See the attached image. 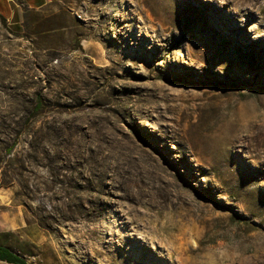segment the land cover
Returning <instances> with one entry per match:
<instances>
[{"label":"rangeland","instance_id":"1","mask_svg":"<svg viewBox=\"0 0 264 264\" xmlns=\"http://www.w3.org/2000/svg\"><path fill=\"white\" fill-rule=\"evenodd\" d=\"M244 3L10 18L0 0V245L28 264H264V14Z\"/></svg>","mask_w":264,"mask_h":264},{"label":"bare ground","instance_id":"2","mask_svg":"<svg viewBox=\"0 0 264 264\" xmlns=\"http://www.w3.org/2000/svg\"><path fill=\"white\" fill-rule=\"evenodd\" d=\"M242 1H244L245 3L243 4V6L245 7V8H251L252 10L253 9H259V10H261L260 11V13H262V14H264V10H263V8L261 7V6H259V3H260V0H242ZM203 46L205 47V48H207L208 50H209V52L210 53H213V54H215V53H217V49H216V45H214V43H212L208 38H206L205 39V43H203ZM76 83V82H75ZM91 83V82H90ZM84 84V83H83ZM91 85V84H90ZM86 86H87V84H86ZM103 86V85H102ZM85 88H87V87H85ZM109 88V89H108ZM111 86H109V87H100V88H98L94 83L89 87V94H91V99H92V102H91V104H94V105H97V104H104L105 103V100H107V94L110 92L111 93V89L113 88H111ZM87 91V90H86ZM115 91V90H114ZM130 92V91H129ZM115 93V92H114ZM81 94V93H80ZM83 94V93H82ZM81 94V95H82ZM80 95V96H81ZM85 95V94H84ZM109 95V94H108ZM86 97H88V96H86ZM117 97V96H116ZM89 98V99H90ZM88 99V98H87ZM116 100V99H115ZM119 100V99H118ZM90 101V100H89ZM110 101V100H109ZM138 100H136L135 102H137ZM112 102V101H111ZM111 102H109V104L111 103ZM115 102V101H114ZM123 102V101H122ZM125 102V101H124ZM108 105V104H107ZM118 105H119V107H120V105L121 104H119V102H118ZM117 105V106H118ZM121 106H123V105H121ZM98 107V106H97ZM102 107V106H101ZM103 107H105V106H103ZM102 107V108H103ZM107 107V106H106ZM110 107V106H109ZM118 108V107H117ZM104 109H108V108H104ZM119 109V108H118ZM103 110V109H102ZM109 110V109H108ZM113 110V109H112ZM117 110V109H116ZM110 111V110H109ZM119 111V110H118ZM234 139V138H233ZM230 140V139H229ZM235 140H237V138L235 139ZM242 140V139H241ZM240 140V141H241ZM232 141V140H231ZM230 141V142H231ZM239 141V143H243V142H240ZM243 141V140H242ZM235 142V141H234ZM236 143V142H235ZM238 143V142H237ZM255 252H258V251H255ZM227 260V259H226ZM235 260H236V258H232V260H231V264L232 263H234L235 262ZM246 264H254V262H248V263H246Z\"/></svg>","mask_w":264,"mask_h":264},{"label":"crops","instance_id":"3","mask_svg":"<svg viewBox=\"0 0 264 264\" xmlns=\"http://www.w3.org/2000/svg\"><path fill=\"white\" fill-rule=\"evenodd\" d=\"M3 5L12 7L10 18L20 14V8L26 6L28 9L39 10L46 6L47 0H1ZM8 4V5H7Z\"/></svg>","mask_w":264,"mask_h":264},{"label":"trees","instance_id":"4","mask_svg":"<svg viewBox=\"0 0 264 264\" xmlns=\"http://www.w3.org/2000/svg\"><path fill=\"white\" fill-rule=\"evenodd\" d=\"M15 18V17H14ZM0 262L6 264H28L22 257L0 245Z\"/></svg>","mask_w":264,"mask_h":264}]
</instances>
